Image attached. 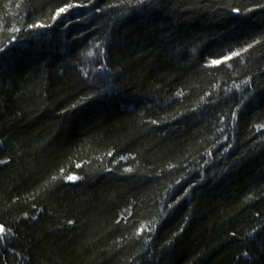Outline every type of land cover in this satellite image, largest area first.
I'll return each mask as SVG.
<instances>
[{
	"label": "trees",
	"instance_id": "1",
	"mask_svg": "<svg viewBox=\"0 0 264 264\" xmlns=\"http://www.w3.org/2000/svg\"><path fill=\"white\" fill-rule=\"evenodd\" d=\"M0 226V264H264V0H0Z\"/></svg>",
	"mask_w": 264,
	"mask_h": 264
},
{
	"label": "snow or ice",
	"instance_id": "2",
	"mask_svg": "<svg viewBox=\"0 0 264 264\" xmlns=\"http://www.w3.org/2000/svg\"><path fill=\"white\" fill-rule=\"evenodd\" d=\"M64 9H60V12H63ZM59 14V13H57ZM213 63H220V61H213ZM68 179H76L75 177H69ZM5 231V229L3 228V226H0V233H3Z\"/></svg>",
	"mask_w": 264,
	"mask_h": 264
}]
</instances>
